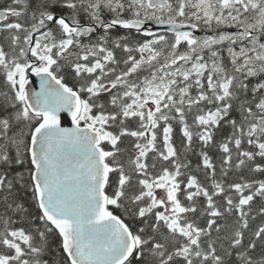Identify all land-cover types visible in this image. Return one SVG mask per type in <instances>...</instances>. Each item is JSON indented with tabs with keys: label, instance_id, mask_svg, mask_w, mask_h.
Returning <instances> with one entry per match:
<instances>
[{
	"label": "snow or ice",
	"instance_id": "1",
	"mask_svg": "<svg viewBox=\"0 0 264 264\" xmlns=\"http://www.w3.org/2000/svg\"><path fill=\"white\" fill-rule=\"evenodd\" d=\"M0 264H264V0H0Z\"/></svg>",
	"mask_w": 264,
	"mask_h": 264
},
{
	"label": "water",
	"instance_id": "2",
	"mask_svg": "<svg viewBox=\"0 0 264 264\" xmlns=\"http://www.w3.org/2000/svg\"><path fill=\"white\" fill-rule=\"evenodd\" d=\"M155 29L156 30H162V28H160V26L156 27ZM31 79L35 80L36 83H35V85L30 84L29 87L34 88L35 90L38 91L39 90V78L38 77H32Z\"/></svg>",
	"mask_w": 264,
	"mask_h": 264
},
{
	"label": "flooded vegetation",
	"instance_id": "3",
	"mask_svg": "<svg viewBox=\"0 0 264 264\" xmlns=\"http://www.w3.org/2000/svg\"><path fill=\"white\" fill-rule=\"evenodd\" d=\"M203 33H200L199 35H202Z\"/></svg>",
	"mask_w": 264,
	"mask_h": 264
}]
</instances>
